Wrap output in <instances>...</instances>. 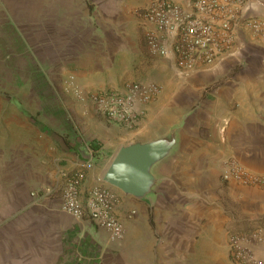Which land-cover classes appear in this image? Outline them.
Listing matches in <instances>:
<instances>
[{
	"label": "crops",
	"instance_id": "0c3cea01",
	"mask_svg": "<svg viewBox=\"0 0 264 264\" xmlns=\"http://www.w3.org/2000/svg\"><path fill=\"white\" fill-rule=\"evenodd\" d=\"M91 1L109 15L97 31L77 25L78 0H0V143H7L0 168L11 191L6 206L22 210L0 227V264H85L83 252L110 242L106 230L62 211L56 194L31 193L61 186L91 161L84 198L120 145L172 129L176 146L154 167V193L137 199L115 187L114 212L125 230L118 252L130 227L142 243L136 227L150 222L154 264H190L198 247L201 264H232L229 234L257 228L261 240L251 236L248 246L264 259V186L221 178L231 162L264 173V40L240 28L212 65L182 74L148 50L140 31L126 39L127 25L112 24L110 13L125 12L128 2ZM243 14L264 19V0H250ZM117 59L160 87L132 127L74 94L77 87L123 88L98 80Z\"/></svg>",
	"mask_w": 264,
	"mask_h": 264
},
{
	"label": "built area",
	"instance_id": "2783aa9c",
	"mask_svg": "<svg viewBox=\"0 0 264 264\" xmlns=\"http://www.w3.org/2000/svg\"><path fill=\"white\" fill-rule=\"evenodd\" d=\"M249 1L146 0L140 17L148 50L170 59L182 74L207 68L231 49L240 28H248L257 38L264 40V19L243 14ZM159 91V85L152 81H130L123 88L82 90L77 87L74 94L82 101H90L108 120L132 127L144 116L140 105L152 101ZM91 167L92 162L87 161L83 169L68 175L61 186L32 192L31 195L56 194L62 211L75 218L88 217L96 226L106 230L111 240H122L124 226L114 212L116 188L102 181L90 188L86 197H81L85 170ZM221 178L264 186V173H252L235 162L229 163ZM257 229L250 235L229 234L232 264H264V259L248 246L251 236L261 240Z\"/></svg>",
	"mask_w": 264,
	"mask_h": 264
},
{
	"label": "rangeland",
	"instance_id": "374dc122",
	"mask_svg": "<svg viewBox=\"0 0 264 264\" xmlns=\"http://www.w3.org/2000/svg\"><path fill=\"white\" fill-rule=\"evenodd\" d=\"M114 2L117 3L118 0H114ZM122 3H124V5L127 3L128 6L126 7L125 12L116 14L114 11L113 13H110L116 17V22L114 21L112 22V24L127 25V32L123 34V37H125L126 39H130L132 33L137 35V31H140L142 41L143 43H146L144 29L142 28V26L140 27V25H142L140 12L142 9L143 1L137 2L131 0H122ZM77 10V25H95V31H97L99 25H109V20H107L109 15H107L103 11V9L97 7L96 3H93L91 0H78ZM63 18H65L64 15ZM65 23L68 25L67 20H65ZM71 25L74 24L72 23ZM251 33L255 35L253 32ZM98 75L100 76V78L98 79L99 81H102L101 78H103V80H107L109 77L111 79V82L119 81L126 84L130 81H143L142 79L146 78L148 74H139V71L133 67V62H127V64L124 65L119 59H117L116 62H113L110 69L102 73L98 72ZM109 75H111V77ZM6 144L7 143H0L2 147H4ZM3 152L4 151L0 148V160ZM2 170L3 169L0 168L1 228L9 219L22 211L20 210V208H10L9 206H6L4 202L6 198L10 197L11 191L8 187L9 183L5 181L7 174L1 172ZM136 229L141 232V236L143 237L142 243L137 242V235L133 233V228L130 227L131 231L128 235L129 238H127L126 244H124V248L121 250V252H118L117 249V245L122 242L121 240L114 241L109 239V242L106 238V242H101V244H98L92 249L89 248L88 250H86V252H83L89 257V260H87L85 264H154V262H152L153 249H151L150 237L154 231V225L148 222L138 226V228L136 227ZM141 257L142 262H135V258ZM190 257V264H201V248H196L195 252L191 253Z\"/></svg>",
	"mask_w": 264,
	"mask_h": 264
},
{
	"label": "water",
	"instance_id": "95a60500",
	"mask_svg": "<svg viewBox=\"0 0 264 264\" xmlns=\"http://www.w3.org/2000/svg\"><path fill=\"white\" fill-rule=\"evenodd\" d=\"M176 142V131L172 129L152 139L120 145L103 172L102 181L137 199L154 193L158 182L154 167L172 153Z\"/></svg>",
	"mask_w": 264,
	"mask_h": 264
}]
</instances>
